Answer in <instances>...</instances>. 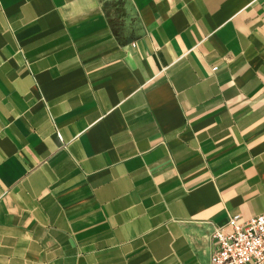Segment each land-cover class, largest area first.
I'll use <instances>...</instances> for the list:
<instances>
[{
	"label": "crops",
	"instance_id": "obj_1",
	"mask_svg": "<svg viewBox=\"0 0 264 264\" xmlns=\"http://www.w3.org/2000/svg\"><path fill=\"white\" fill-rule=\"evenodd\" d=\"M260 214L264 0H0V264H211Z\"/></svg>",
	"mask_w": 264,
	"mask_h": 264
},
{
	"label": "built area",
	"instance_id": "obj_2",
	"mask_svg": "<svg viewBox=\"0 0 264 264\" xmlns=\"http://www.w3.org/2000/svg\"><path fill=\"white\" fill-rule=\"evenodd\" d=\"M212 238L216 249L211 264H264V214L230 216L226 226L214 229Z\"/></svg>",
	"mask_w": 264,
	"mask_h": 264
},
{
	"label": "trees",
	"instance_id": "obj_3",
	"mask_svg": "<svg viewBox=\"0 0 264 264\" xmlns=\"http://www.w3.org/2000/svg\"><path fill=\"white\" fill-rule=\"evenodd\" d=\"M113 11V12H112ZM110 24L112 26L114 35L121 39L124 27V20L126 18V11L121 2L113 4L109 9Z\"/></svg>",
	"mask_w": 264,
	"mask_h": 264
}]
</instances>
